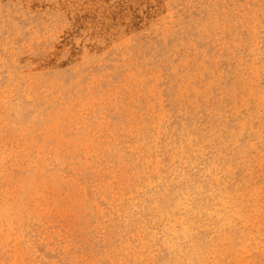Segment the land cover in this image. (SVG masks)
Instances as JSON below:
<instances>
[{
  "label": "rangeland",
  "instance_id": "1",
  "mask_svg": "<svg viewBox=\"0 0 264 264\" xmlns=\"http://www.w3.org/2000/svg\"><path fill=\"white\" fill-rule=\"evenodd\" d=\"M0 264H264V0H0Z\"/></svg>",
  "mask_w": 264,
  "mask_h": 264
}]
</instances>
